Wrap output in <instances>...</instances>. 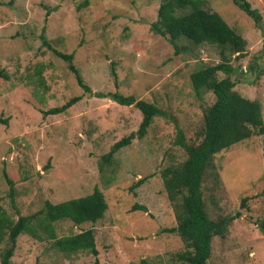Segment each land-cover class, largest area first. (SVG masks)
I'll return each mask as SVG.
<instances>
[{
  "label": "rangeland",
  "instance_id": "rangeland-1",
  "mask_svg": "<svg viewBox=\"0 0 264 264\" xmlns=\"http://www.w3.org/2000/svg\"><path fill=\"white\" fill-rule=\"evenodd\" d=\"M199 1L245 41L241 57H225L238 68L231 76L234 91L260 104L264 122V0H247L261 17L259 27L231 0ZM159 3L0 0V70L7 75L0 79V118L7 119L0 125V209L15 222L40 210L45 201L56 204L97 188L107 205L100 220L77 226L58 221L53 227L57 236L91 228L98 264H179L173 255L182 243L176 234L163 232L175 221L160 171L185 158L176 144L177 128L187 144L197 143L202 112L213 102L210 92L195 96L190 73L222 57L207 44L174 54L166 38L149 31ZM43 41L73 54L89 94ZM111 93L152 103L163 115L152 119L142 139H133L100 169L101 156L136 131L141 120L134 107L112 102ZM74 96L80 100L65 112L41 113ZM2 171L13 182L14 206ZM140 178L143 183L131 190ZM201 193L210 218L239 213L224 238L212 239L208 264H264L259 229L264 219V134L215 155ZM134 204L146 212L131 211ZM9 264L95 263L87 253L64 255L51 241L22 233Z\"/></svg>",
  "mask_w": 264,
  "mask_h": 264
},
{
  "label": "trees",
  "instance_id": "trees-1",
  "mask_svg": "<svg viewBox=\"0 0 264 264\" xmlns=\"http://www.w3.org/2000/svg\"><path fill=\"white\" fill-rule=\"evenodd\" d=\"M232 3L259 27L261 17L257 10L252 9L247 0H231ZM199 0H160L156 10V20L149 25V31L167 39L174 54L190 51L191 47L203 44L214 46L219 50L222 60L213 64L201 63L189 75L190 85L196 97L203 92H210L213 102L202 112V127L197 143L187 144L182 132L177 128L176 144L183 149L185 158L176 165H170L160 171V179L166 199L170 204L175 225L163 229L168 234H176L182 243V250L173 255L179 264H208L211 253V241L214 237L224 238L231 222L239 216H208L201 193V184L212 160L218 153L229 149L232 145L253 136L264 134V122L260 104L255 100L242 97L234 91L231 76L238 68L230 66L228 55L235 59L243 55L245 41L231 29L222 18L211 11L202 9ZM179 41L187 42L180 46ZM51 52L66 63L68 71L73 75L76 85L89 94L78 70L73 65V54L61 53L48 46ZM224 77L219 78L218 74ZM237 75V74H236ZM0 79L7 80V75L0 70ZM41 80V79H40ZM102 97V94H96ZM106 97V96H103ZM107 97L117 105L132 106L141 113V120L134 132L117 140L108 152L101 156L100 169L114 160V155L122 148L130 145L133 139H142L154 117L162 116L163 112L152 103L136 100L133 96L119 93L108 94ZM80 100L74 96L58 107L41 112L43 115H57ZM7 119L0 118V125H6ZM2 176L8 186V197L13 202V182L5 171ZM144 178L135 181L131 190L140 186ZM245 198L242 199L241 206ZM107 208L102 193L93 188L84 197L69 199L56 204L45 201L37 212L18 216L13 222L0 209V264H9L13 255L17 237L24 233L37 241H51V247L59 253H87L97 263L98 251L95 246L91 228L76 234L57 236L53 227L55 222L69 221L77 226L83 223L94 224L100 220ZM131 211L146 212L144 206L132 205ZM264 234V219L259 223ZM145 264L144 262H141Z\"/></svg>",
  "mask_w": 264,
  "mask_h": 264
}]
</instances>
